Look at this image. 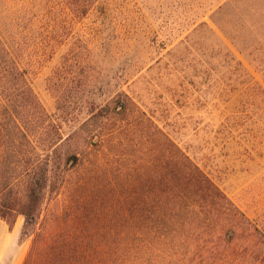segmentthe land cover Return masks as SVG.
Here are the masks:
<instances>
[{
    "label": "trees",
    "instance_id": "obj_1",
    "mask_svg": "<svg viewBox=\"0 0 264 264\" xmlns=\"http://www.w3.org/2000/svg\"><path fill=\"white\" fill-rule=\"evenodd\" d=\"M97 1L28 0L0 16V219L11 228L23 217L20 236L30 243L22 264H264V212L247 216L142 109V76L102 100L101 59L84 43L78 50L88 59L77 72L76 49L66 54L63 89L62 8L83 18ZM217 10L218 32L202 21L180 41L183 52L158 64L171 56L177 82L209 76L213 63L254 80L240 55L264 79V0H228ZM56 56L48 112L32 76L38 59Z\"/></svg>",
    "mask_w": 264,
    "mask_h": 264
},
{
    "label": "rangeland",
    "instance_id": "obj_2",
    "mask_svg": "<svg viewBox=\"0 0 264 264\" xmlns=\"http://www.w3.org/2000/svg\"><path fill=\"white\" fill-rule=\"evenodd\" d=\"M27 1L0 0V16L8 18ZM226 1L98 0L83 18L63 7L58 69L66 89L69 74L63 63H70L66 54L70 47L76 49L73 70L77 72L81 60L88 59L78 50L85 43L91 55L101 59L97 70L102 100L128 91L130 83L142 76L136 88L142 109L253 218L264 212V94L254 83L264 88L261 73L239 55L254 80L244 81L240 72L213 63L209 76L195 77L193 72L177 82L171 75V56L168 66L158 64L163 54L183 50L186 43L179 45L180 41L202 21L218 32L210 16H224L217 9ZM194 38L199 50L210 52L208 40ZM56 60L57 56L38 59L32 76L48 112L55 111V92L49 80L56 71ZM22 223L23 217L18 216L9 228L0 219V264H22L30 243L20 236Z\"/></svg>",
    "mask_w": 264,
    "mask_h": 264
}]
</instances>
